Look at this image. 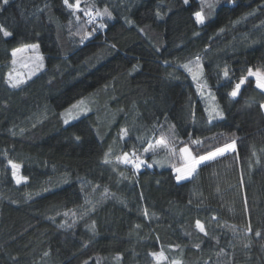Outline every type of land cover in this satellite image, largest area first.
<instances>
[{
    "label": "trees",
    "instance_id": "16d2710c",
    "mask_svg": "<svg viewBox=\"0 0 264 264\" xmlns=\"http://www.w3.org/2000/svg\"><path fill=\"white\" fill-rule=\"evenodd\" d=\"M214 5L199 25L201 0H0V264H264V91L248 77L229 95L264 71V0ZM87 7L112 15L91 24ZM30 45L43 67L10 88ZM232 141L176 181L181 148ZM133 152L139 169L117 159Z\"/></svg>",
    "mask_w": 264,
    "mask_h": 264
},
{
    "label": "snow or ice",
    "instance_id": "6c2138e0",
    "mask_svg": "<svg viewBox=\"0 0 264 264\" xmlns=\"http://www.w3.org/2000/svg\"><path fill=\"white\" fill-rule=\"evenodd\" d=\"M9 2V0H3V4L7 5ZM64 4L71 8L74 9V13L76 11H80V0H76L75 4H71L69 3V0H63ZM184 3L187 4L188 0H184ZM201 4H202V9L201 11H197L194 13L196 22L199 24H203L205 22V15L203 14V7L207 6L208 8H214V0H201ZM0 10H2V8H0ZM89 17L88 19V23H92L96 17L98 16H103V15H107L108 17H111V12L107 9L104 8L103 12L97 10L95 13H93L92 11H88L86 13ZM157 15L159 16L160 13L157 12ZM77 19H79V17H77ZM101 28L105 27L104 24L100 25ZM0 32H3V34L5 36H9L10 33L7 32L6 30L3 29L2 26H0ZM87 35L90 34H86L85 38H87ZM28 47H31L33 49H37L38 45H30ZM114 47V46H113ZM24 51V49H15L12 52V56L15 57L17 55V53ZM197 61H199V57H197ZM13 63H15V60H13ZM184 67L191 72L192 69L189 68V66L187 64L184 65ZM224 76L227 78L228 77V72L227 70H225L224 72ZM248 77H254L255 78V86L259 89H261L262 91H264V71H261L260 69H255L253 70L252 68H249L247 70V76H241V78L239 79V82H237L233 88V90L229 93V95L235 97L238 93V91L240 90L241 86L243 84H245V82L247 81ZM196 73H193V79H196ZM9 82L12 83L13 87H17L19 86L20 83H22L21 80H16L15 82L12 81V77L11 74H9ZM73 107H76L75 105ZM261 107L264 108V104H261ZM216 115L218 116H222L223 113L222 112H216ZM66 124L68 123V120L66 119L64 121ZM123 135H127V131L123 130ZM77 139H79V137H77ZM194 144L199 145L201 142L199 140H195L193 141ZM156 145H165V139L164 137H161L160 140H158L156 142ZM228 150H235V141H232V143L230 144H225L223 147H218L216 148L214 151H208L207 154L205 155H199V156H193L192 152L189 150V148L187 146L183 147L180 149V152L183 154L184 160H185V164L182 168H176V180L180 181L183 180L189 176L192 175V173L196 170V167L198 165H200L202 162L204 161H210L213 160L214 158H216L217 156H221L223 155L226 151ZM145 152L148 151H155V148L153 145H149L148 148L144 149ZM174 154V153H173ZM107 156V154H106ZM118 160H121L123 163L125 164H132V166L135 169H139L141 167V165H143L145 163V161L141 160L138 156H136L135 152H133L131 154V156H129L128 153H124L122 157H117ZM105 162H108L107 159L105 160ZM12 169H13V177H16V183L19 184L21 183L22 180L26 179L24 177H17V170L20 168V165L13 163L12 161L8 162ZM149 167H151V165H148ZM145 215H147V210H145ZM65 215H67V213H65ZM196 228L199 229L200 232H203L205 235H207V233L205 232V227L204 225L197 220L196 221ZM257 235H259V233H257ZM153 257L156 259L157 264H159L160 261L165 259L164 253L163 251H160L158 253H152ZM173 264H179L178 261H173Z\"/></svg>",
    "mask_w": 264,
    "mask_h": 264
},
{
    "label": "rangeland",
    "instance_id": "374dc122",
    "mask_svg": "<svg viewBox=\"0 0 264 264\" xmlns=\"http://www.w3.org/2000/svg\"><path fill=\"white\" fill-rule=\"evenodd\" d=\"M85 9H87L88 11H94L93 13H95L97 11L93 7H87ZM98 10L103 12V9H101V10L98 9ZM106 16L107 15H103V16H98L96 18L100 22H103V18L106 17ZM197 24H199V23H197ZM199 25H201V24H199ZM19 49H24V51L17 53V55L15 57H13L12 61L10 62V64L7 65L8 72L6 74V77H7V83H8L10 88H15V87H13L12 83L9 82V74H11L13 82H15L16 80H21L23 82V81L31 78L35 74H37L43 67L42 57L38 53L37 49H33L31 47H28V46H25V47H22V48H19ZM13 60H15V63H13ZM193 73H196L197 79L200 77L199 68H195ZM74 105L76 107H73ZM74 105H72L71 107L66 109L64 112H62L63 120L64 121L66 119L68 120L67 124L77 120L82 115H84V114H86L88 112L87 104L85 103V101L83 99L81 101L75 103ZM262 110L264 111V108H262ZM166 149H167L166 145L157 146L155 144V150L160 152V153H162V152L165 153ZM180 154H181V157H182V160H183V162H182L183 165H181L179 168H182L184 166V164H185V160H184L183 154L182 153H180ZM10 168H11L12 173H13V169H12L11 165H10ZM173 171H174L175 175H177V172H176L175 168H174ZM194 173H195V171L192 173L191 176H189V177H187V178H185L183 180H180V181L176 180V181L177 182H182V181L189 180V179L192 178ZM17 177H22L20 175V168L17 170ZM13 179H14L15 184H17L16 183V177H13ZM25 182H26V180L24 179V180L21 181V183H19L17 185H22Z\"/></svg>",
    "mask_w": 264,
    "mask_h": 264
},
{
    "label": "built area",
    "instance_id": "2783aa9c",
    "mask_svg": "<svg viewBox=\"0 0 264 264\" xmlns=\"http://www.w3.org/2000/svg\"><path fill=\"white\" fill-rule=\"evenodd\" d=\"M97 23V20L95 19L91 24H96Z\"/></svg>",
    "mask_w": 264,
    "mask_h": 264
}]
</instances>
